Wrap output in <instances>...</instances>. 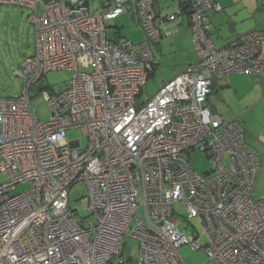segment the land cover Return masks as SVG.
Segmentation results:
<instances>
[{
  "label": "built area",
  "instance_id": "2783aa9c",
  "mask_svg": "<svg viewBox=\"0 0 264 264\" xmlns=\"http://www.w3.org/2000/svg\"><path fill=\"white\" fill-rule=\"evenodd\" d=\"M1 4L30 9L36 40L13 73L20 96L0 98V175L8 178L0 184V264H126V238L140 245L136 264H187L179 251L188 245L205 251L203 264H264V196L254 195L262 158L243 124L208 104L214 78L204 73L264 75L263 31L216 48L209 13L223 6L190 0L198 61L143 99L155 68L151 43L168 35L154 0H103L93 10L96 0ZM132 6L145 39L116 27L110 37L106 21ZM58 70L74 72L60 92L46 82ZM38 94L51 109L46 121L32 105ZM74 128L86 146L68 140ZM196 151L211 158L210 170L191 165ZM20 183L30 187L13 194ZM77 184L87 191L81 218L70 203Z\"/></svg>",
  "mask_w": 264,
  "mask_h": 264
},
{
  "label": "rangeland",
  "instance_id": "374dc122",
  "mask_svg": "<svg viewBox=\"0 0 264 264\" xmlns=\"http://www.w3.org/2000/svg\"><path fill=\"white\" fill-rule=\"evenodd\" d=\"M103 0H96L97 4L91 5V9L99 7L98 2ZM241 4L240 2H238ZM242 4V9L238 14V18L244 19L243 24H255L257 30L264 32V0H245ZM31 11L29 8L1 4L0 5V98H17L22 91V79L14 76V71L19 68L22 61L34 52L35 49V29L29 20ZM106 25L110 27L108 35L112 37L114 35L113 28L117 27L120 30V34L123 37L133 40L134 42L143 41L145 39V33L141 26L139 14L134 6L131 7L128 14L119 16L114 20L106 21ZM242 26V27H245ZM156 42L151 43L153 52L156 51ZM160 55V62L156 65V70L152 77L148 80L147 84L143 88L142 98L154 95L158 89L164 84L165 81L170 79L174 72H176L178 66L174 65L175 54L170 50L164 52H156ZM206 76L213 77L216 80H220L217 77L212 76L208 71H204ZM74 72L69 70H58L50 72L46 77V82L56 91L60 92L68 86V82L72 78ZM236 76L232 77V87L224 91L225 99L229 103H224L218 95L221 96L222 91L219 86H216L215 92L210 94V104H215L218 114L222 119H227L225 115L228 110L227 106L239 115L246 109L245 105L238 103V98L244 94H250L251 87L255 83L257 84L256 90L264 91V79L257 81L256 76L232 73ZM222 79V78H221ZM236 80V81H235ZM51 89V88H50ZM223 90V89H222ZM253 92L249 99L251 101H258L257 94ZM218 94V95H217ZM222 97V96H221ZM224 104V105H223ZM32 105L35 108L39 119L46 121L51 116V109L47 101L40 95L33 96ZM227 108V109H225ZM243 125L246 120V124L251 125L256 130L264 127V100L259 105H256L249 114L243 118L241 115L237 118ZM249 128L251 129V126ZM246 127V126H245ZM67 138L69 141H80L82 146H86L87 138L83 135L81 129L74 128L67 130ZM247 142L253 146L248 140ZM191 165L198 173H204L212 167V160L206 154L199 151L194 152L190 158ZM8 178L4 175H0V184L5 183ZM30 187V183H20L17 185V189L13 194L26 191ZM86 187L83 184H77L71 189L70 203L72 208L78 211V218L87 215V197ZM256 196V193L254 192ZM185 213V212H184ZM194 224L199 228L198 222L192 220ZM187 233H191V230L186 227L185 223L181 227ZM201 233V231H200ZM206 238L203 239L205 243ZM180 254L187 264H203L206 259V253L203 249L194 250L191 246H183L180 248ZM140 245L137 240L132 238H126L123 246V258L127 261L126 264H136L139 258Z\"/></svg>",
  "mask_w": 264,
  "mask_h": 264
},
{
  "label": "crops",
  "instance_id": "0c3cea01",
  "mask_svg": "<svg viewBox=\"0 0 264 264\" xmlns=\"http://www.w3.org/2000/svg\"><path fill=\"white\" fill-rule=\"evenodd\" d=\"M155 1V9L157 11L158 16L160 19L163 20L162 26L168 32V35L162 36V38L156 42V51L153 52L155 65H158L160 62V55H158V51L164 52L166 50L172 51L175 54L174 57V65L179 69L174 72L173 76L164 82L167 83L168 81L172 80L177 75L181 74L186 70L189 65L195 64L198 61V55L195 50V46L192 39V28L190 24L189 14L187 10L189 9L190 0H154ZM245 0H219L221 5L223 6V10L221 12H210L209 13V23L211 26L210 30V38L216 48H222L230 43L234 38L237 36L244 34L252 29H257L255 24H243V20L238 18V14L242 9V5L246 7V4H243ZM240 2L241 4H239ZM183 8L185 12L179 15L175 20L170 21L167 17L171 14H176L179 8ZM245 26V27H242ZM122 36V35H121ZM156 67L154 69V72ZM154 74V73H153ZM236 74V73H235ZM257 77V81L264 79V75H255V74H247ZM236 76L234 74H229L220 80L213 79L212 85V92H215V87L219 86L221 89L222 94L220 99L224 101V103H229L224 97V91L228 88L232 87V77ZM152 77V76H151ZM150 77V78H151ZM236 81V80H235ZM163 84V85H164ZM162 85V86H163ZM161 86V87H162ZM257 84H253L251 87V93L256 94V87ZM223 89V90H222ZM159 90V89H158ZM257 101H251L249 99L250 94H244L240 96L237 100L238 103L241 105H245V110L241 114L246 117L250 111L256 105H259L264 100V91L258 90L257 91ZM210 98V96H209ZM208 98V104L212 107V109L218 113L215 104H210V99ZM224 105V104H223ZM229 111H226L225 115H227V119L232 118H239L241 115L237 114L232 107L227 106ZM227 109V108H225ZM225 119V120H227ZM244 128L246 131V137L248 140L253 144V148L259 151L261 158H262V166L260 168L259 174L257 176L255 190L256 198L264 196V127L256 130L252 128V123L250 125L246 124V120L244 121ZM251 126V129L249 128ZM246 126V127H245ZM250 145V144H249Z\"/></svg>",
  "mask_w": 264,
  "mask_h": 264
},
{
  "label": "trees",
  "instance_id": "16d2710c",
  "mask_svg": "<svg viewBox=\"0 0 264 264\" xmlns=\"http://www.w3.org/2000/svg\"><path fill=\"white\" fill-rule=\"evenodd\" d=\"M116 28H117V27H116ZM117 30H118V34H120V30H119L118 28H117ZM120 35H121V34H120ZM155 67H156V65H155ZM154 69H155V68H154ZM153 73H154V72L151 73L150 77L153 75Z\"/></svg>",
  "mask_w": 264,
  "mask_h": 264
}]
</instances>
